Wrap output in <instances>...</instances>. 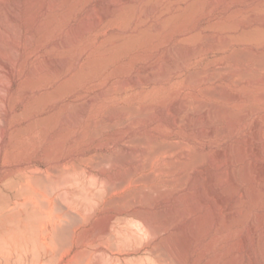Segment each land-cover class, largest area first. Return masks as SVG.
<instances>
[{
	"label": "rangeland",
	"instance_id": "rangeland-1",
	"mask_svg": "<svg viewBox=\"0 0 264 264\" xmlns=\"http://www.w3.org/2000/svg\"><path fill=\"white\" fill-rule=\"evenodd\" d=\"M49 1L0 0V264H264V0H137L88 31L104 0Z\"/></svg>",
	"mask_w": 264,
	"mask_h": 264
},
{
	"label": "bare ground",
	"instance_id": "bare-ground-1",
	"mask_svg": "<svg viewBox=\"0 0 264 264\" xmlns=\"http://www.w3.org/2000/svg\"><path fill=\"white\" fill-rule=\"evenodd\" d=\"M2 1V0H1ZM6 1V0H5ZM40 1V0H39ZM42 1V0H41ZM105 1V3L107 4V5H109L108 6V8L106 9H103L102 10V12L99 14V15H96V16H93L92 18H91V20L88 22V23H84V24H82L78 29L80 30V31H88V30H90V29H96V28H99V27H106V26H109V25H114L115 23H118V22H123V24H124V26H128L127 24L129 23L128 21H130V19H131V16H133V14L129 17L128 16V18H127V16H126V13L124 14V12H121V8H123V5L124 6H126L125 4H129V5H134V4H138V2H139V0H138V2H137V0H104ZM150 1V0H149ZM149 1L147 0V2L149 3ZM4 2V1H3ZM69 2V0H50L49 1V3H48V9L49 10H51V11H56L59 7H61V6H63V5H66L67 3ZM151 2V1H150ZM69 4V3H68ZM43 5V4H42ZM47 5V4H46ZM137 6V5H136ZM41 7V6H40ZM44 7V6H43ZM43 7H41V9L43 8ZM129 7V6H128ZM130 7H132V6H130ZM150 7V6H149ZM148 7V8H149ZM125 8V7H124ZM127 8V7H126ZM30 9V8H29ZM129 9V8H128ZM133 9H135V8H132V10ZM154 9V8H153ZM40 10V9H39ZM131 10V9H130ZM150 10V9H149ZM151 10H152V8H151ZM148 11V9L146 10V12ZM46 13H47V11H45ZM125 12H126V10H125ZM129 12V11H128ZM131 12V11H130ZM151 12V11H150ZM148 13V12H147ZM1 14V13H0ZM4 14V13H3ZM13 14H15V13H13ZM11 15L10 17H8L9 15L7 14V17H8V19H10L11 20V23L9 24V25H12V23L13 22H15V21H17L18 19H17V15ZM36 14V13H35ZM35 14H33L32 15V17H33V19H35L36 18V15ZM163 14V13H162ZM143 15H146V13L145 14H143ZM148 15V14H147ZM146 15V16H147ZM150 15V14H149ZM38 16V15H37ZM142 17V20H144V19H146L147 17ZM29 17V16H28ZM19 18V17H18ZM47 18H49V17H47ZM149 18V17H148ZM52 19V18H51ZM38 20V19H37ZM141 20V21H142ZM0 21H3V19L1 20L0 19ZM33 22V21H32ZM5 22H3L2 24H4ZM35 23H38V22H35ZM41 23V22H40ZM141 23V22H140ZM49 24V23H48ZM122 24V23H121ZM137 24V23H136ZM9 25H8V27H9ZM14 26H16L15 24H13ZM38 25H39V23H38ZM41 25V24H40ZM5 26V25H4ZM7 26V25H6ZM42 26V25H41ZM123 26V25H122ZM137 26V25H136ZM8 27H7V29H8ZM12 27V26H11ZM40 27V26H39ZM43 27V26H42ZM123 28V27H122ZM10 29V28H9ZM13 29H14V27H13ZM18 31V30H17ZM142 31V30H141ZM11 32L13 33V31H12V29H11ZM120 32V31H119ZM118 32V34L117 35H114V36H109L110 38H109V40H106V42L104 43V44H106V46H107V48H106V50L104 51V52H108V51H110V50H114V49H116V47H125V48H123V49H126V48H128V47H132L136 42H137V40H139L140 39V37H138V34H136V33H134V34H136L135 36L132 34H128V33H126V32H122V33H119ZM144 32V31H143ZM142 32V33H143ZM15 33H17V32H15ZM3 34V33H2ZM1 34V35H2ZM79 34V33H78ZM1 35H0V37H1ZM4 35V34H3ZM141 35V34H140ZM139 35V36H140ZM15 36H16V34L14 35V38H15ZM142 36H151V34H148L147 33V31H145L144 32V34L143 35H141V37ZM3 37V36H2ZM4 37H6V36H4ZM10 37V36H9ZM18 37V36H17ZM8 38V37H7ZM19 38V37H18ZM103 43V42H102ZM117 43V44H116ZM119 43V44H118ZM118 45V46H117ZM103 46V45H102ZM98 47V46H97ZM130 48H128V49H130ZM120 50H121V48H120ZM2 51V50H1ZM121 51H123V50H121ZM121 51H119V52H121ZM125 51V50H124ZM116 52H118V51H116ZM118 54H120V53H118ZM117 54V55H118ZM111 55V54H110ZM109 55V56H110ZM116 55V56H117ZM104 56H106V55H104ZM114 57V56H113ZM100 59V58H99ZM106 59V58H105ZM94 61V60H93ZM104 61V60H103ZM97 62V61H96ZM101 62V61H100ZM94 63H95V61H94ZM99 63V62H98ZM96 65V64H95ZM4 65H2V63H1V60H0V67H3ZM4 69V68H3ZM7 68H5L4 70H6ZM8 76V75H7ZM4 78V77H3ZM2 78V79H3ZM1 79V80H2ZM6 79V78H5ZM0 80V81H1ZM7 81V80H6ZM2 82H4V81H2ZM2 82H1V84H0V92L2 91H4L5 89L6 90H8L7 89V87H6V85H3L2 84ZM10 82V81H9ZM6 83V82H5ZM6 84H8V83H6ZM1 94V93H0ZM27 112V111H26ZM23 113V112H22ZM21 113V114H22ZM16 115H20V114H18V113H16L14 110H9V112L7 113V114H5V115H1L0 114V157H3V156H5V157H7L8 155H10L9 154V152H11L10 151V147H11V132H10V129H9V126H8V119L9 118H14ZM19 118V117H18ZM12 149V148H11ZM24 154V153H23ZM258 154V153H257ZM40 161H41V159L39 158V157H37L36 159H35V161H34V163H32V161H30V159H28L27 160V162L25 163V172H26V175H24L25 174V172H24V174H21V175H19V177L21 178H24V180H25V183H26V187L24 186V187H22V186H19V190L17 191V193L16 194H14V196H15V198H20V199H22L25 203H28L29 204V202H37V201H39V200H41V192L39 191V189L37 188V187H39L40 186V184L42 185V183H43V181L45 180L44 178H43V181H42V178H41V169H39V168H37V167H34V164L36 165V164H38V163H40ZM264 168V167H263ZM263 170V169H262ZM27 173L29 174V175H27ZM261 173V172H260ZM31 174V175H30ZM258 174V173H257ZM237 175V174H236ZM235 175V176H236ZM244 175H246V174H244ZM243 176V175H242ZM262 176L264 177V173L262 174ZM261 176V177H262ZM44 177H45V175H44ZM237 177V176H236ZM239 177H240V175H239ZM18 178V177H17ZM28 179H30L29 181L30 182H33V184L35 185V187H31V186H29V183L30 182H27L28 181ZM237 179V178H236ZM243 179V178H242ZM13 180V179H12ZM11 180V181H12ZM238 180H239V178H238ZM244 180V179H243ZM41 181H42V183H41ZM242 181V180H241ZM10 184H12V182H10ZM238 184V183H237ZM237 184L234 182V185H232V186H234L236 189L235 190H238L237 188H238V186H237ZM7 185H9V183L7 184ZM13 186V185H12ZM11 186V187H12ZM16 187V186H15ZM12 188H14V187H12ZM41 189V188H40ZM263 192V191H262ZM0 193H2L1 191H0ZM251 193H252V191H251ZM3 195H4V193H2ZM260 195L258 194V193H254V194H251V198H249L248 199V205L246 206H244V207H246L245 208V212L242 214V215H239L238 213H236V212H232L234 215H232V216H234L233 218H234V220L236 219H239V221H241L242 219H244L245 217H246V215H248L249 214V212L251 211V209L253 208V206L254 205H256L257 204V202L259 201V199H260ZM2 198V197H1ZM248 198V197H247ZM5 199V198H4ZM3 200V199H2ZM247 201V200H246ZM8 204V203H7ZM237 204V203H236ZM241 204V203H240ZM3 206V205H2ZM2 208V207H1ZM0 208V209H1ZM3 209V208H2ZM0 210V214L2 215V213H4V211L3 210ZM10 210H12V209H10ZM26 210H28V209H26ZM25 210V211H26ZM239 211V210H238ZM6 212H8V211H6ZM237 214L239 215V216H237ZM241 214V213H240ZM4 215V214H3ZM2 215V216H3ZM36 215V210H33L32 209V211L30 210H28V211H26V217H27V219L28 218H33L34 216ZM262 215V214H261ZM229 219V218H228ZM233 220V219H232ZM235 220V221H236ZM263 220H264V218H263ZM25 221H26V219H25ZM15 222V221H14ZM232 223H234L233 221H231ZM230 222V223H231ZM28 223V222H27ZM238 223V222H237ZM29 225H30V223H29ZM228 225H229V223H228ZM230 226V225H229ZM232 226V225H231ZM29 229V228H28ZM250 229H252V228H250ZM13 231V230H12ZM250 231V230H249ZM20 232V231H19ZM29 232H30V230H29ZM251 232H252V230H251ZM250 233V232H249ZM30 235L31 236H33V234H31L30 233ZM264 235V234H263ZM12 237V236H11ZM248 235L247 236H245L244 237V242H247L248 241ZM16 239V238H15ZM34 241V240H33ZM253 241V240H252ZM32 242V241H31ZM255 242V241H254ZM16 243V242H15ZM20 243V242H19ZM25 244V243H24ZM249 246V245H248ZM253 247V246H252ZM251 249H253V248H251ZM260 249H261V247H260ZM255 252V251H254ZM256 254V253H255Z\"/></svg>",
	"mask_w": 264,
	"mask_h": 264
}]
</instances>
